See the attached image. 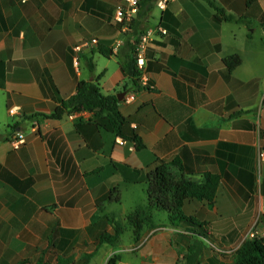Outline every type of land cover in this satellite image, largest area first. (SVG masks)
Listing matches in <instances>:
<instances>
[{"label": "crops", "instance_id": "1", "mask_svg": "<svg viewBox=\"0 0 264 264\" xmlns=\"http://www.w3.org/2000/svg\"><path fill=\"white\" fill-rule=\"evenodd\" d=\"M123 1L0 0V264H235L249 230H264V0L155 4L145 29L168 34L148 49L153 89L121 68L128 32L113 17ZM93 37L76 67L74 48ZM118 41L117 53L99 51ZM232 55L241 62L229 72ZM98 79L103 93L124 92L125 131L143 148L119 143L91 111L46 117ZM160 162L178 163L179 178L216 177L213 202L192 198L184 217L156 212L138 240L131 228L102 242L111 220L147 203Z\"/></svg>", "mask_w": 264, "mask_h": 264}, {"label": "trees", "instance_id": "2", "mask_svg": "<svg viewBox=\"0 0 264 264\" xmlns=\"http://www.w3.org/2000/svg\"><path fill=\"white\" fill-rule=\"evenodd\" d=\"M156 2L157 0H140L139 11L132 19L127 33L126 46L129 53L125 56L119 54L121 68L137 85L140 81L141 71L136 65V48L142 34L146 31L145 27L149 21L150 12ZM227 19L231 18L228 17ZM99 51L105 56L113 54L112 49L107 47L100 46ZM240 62L239 55H232L224 59L229 72ZM90 67L94 69V64H91ZM99 81V79L97 81H80L76 93L63 100L62 104L46 117L61 118L67 113L91 111L95 113L97 120L104 127L134 142L138 149L143 148V141L134 130L125 131L128 121L121 114L118 97L103 93ZM172 166H178V163L160 162L149 171L147 175V203L131 211L126 216L125 222L111 220L114 232L104 234L100 238L102 242L107 241L116 244L129 227L133 229L134 236L138 240L143 229L156 225V212L166 211L171 218L184 217V203L192 198L206 199L210 203L213 202L216 177L207 175L206 181L202 183L194 182L185 177L177 178L171 171ZM179 168L182 170L180 165ZM109 198H111V195ZM117 259V255L112 256L108 264H116ZM235 264H264V237L246 238L235 253Z\"/></svg>", "mask_w": 264, "mask_h": 264}, {"label": "built area", "instance_id": "3", "mask_svg": "<svg viewBox=\"0 0 264 264\" xmlns=\"http://www.w3.org/2000/svg\"><path fill=\"white\" fill-rule=\"evenodd\" d=\"M27 1V0H22ZM171 0H157L156 6H158L161 9H165L168 5V3ZM140 8V0H124L123 4L117 7L114 13L113 22L120 26L121 31L128 32L130 28V23L132 19L136 16ZM157 33H160L162 35L168 34V30L162 26L158 27H151L147 29L141 36V39L137 45L136 48V65L138 69L141 71V77H140V84L141 86L145 88H154V85L150 83L149 78L144 74V70L146 69L147 62H148V49L150 44L153 41V38L156 36ZM99 38L93 37L88 40H84L82 43L77 45L74 48V58L73 63L77 67L80 63L81 53L87 49H91L94 46L99 44ZM121 42L118 41L116 44L112 47V51L114 53H117L120 49ZM134 95H129L125 99L127 101H131L133 99ZM11 112H14V109L10 110ZM74 114V112H73ZM25 142V136L22 133H16L13 138V144L16 148H18L22 143ZM119 143L121 144H127L128 140L125 138H120ZM264 159V148L259 153V161H262ZM255 237H264V230L258 231L256 226H253L248 234L247 238H255Z\"/></svg>", "mask_w": 264, "mask_h": 264}, {"label": "water", "instance_id": "4", "mask_svg": "<svg viewBox=\"0 0 264 264\" xmlns=\"http://www.w3.org/2000/svg\"><path fill=\"white\" fill-rule=\"evenodd\" d=\"M123 95H124V92H122V93L118 94V96H117V97H118V99H119V100H122V98H123Z\"/></svg>", "mask_w": 264, "mask_h": 264}, {"label": "rangeland", "instance_id": "5", "mask_svg": "<svg viewBox=\"0 0 264 264\" xmlns=\"http://www.w3.org/2000/svg\"><path fill=\"white\" fill-rule=\"evenodd\" d=\"M177 178H179V176H176ZM130 227L128 228V230L126 231V233H125V236H128L129 235V232H130Z\"/></svg>", "mask_w": 264, "mask_h": 264}]
</instances>
